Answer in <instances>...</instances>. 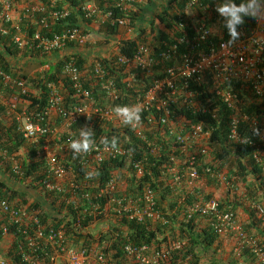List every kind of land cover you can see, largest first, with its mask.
Here are the masks:
<instances>
[{
  "label": "built area",
  "instance_id": "built-area-1",
  "mask_svg": "<svg viewBox=\"0 0 264 264\" xmlns=\"http://www.w3.org/2000/svg\"><path fill=\"white\" fill-rule=\"evenodd\" d=\"M99 1L105 0H89L82 5L81 9L87 20H94L96 17L110 29L117 28L119 31L125 29L128 33L127 38L122 35L121 40H134L141 35V32H137L132 26L134 19L131 12L139 11L147 0H115L112 7L104 10L99 8L97 4ZM0 7L2 20L12 24V28L15 29L12 39L14 45L20 50L29 46L37 50L39 55L48 58L68 50L72 52V48L84 49L90 41L87 31L92 25L85 30L80 27H67L49 37L42 35V31L50 28V24L69 17L68 10L57 9L54 4L48 8L38 3L25 9V16L41 15L40 26L33 37H29L27 33L13 25L10 16L12 2L0 0ZM197 8L206 19H210V13L217 7L211 4L203 5L200 0H189L180 11L178 10L177 21L172 31L167 30L166 26L156 20L154 27L168 36L167 40L156 41L159 45L157 50L152 48L156 34L147 29L145 35H142L143 43L139 44L136 53L132 56L127 57L116 53L114 56L101 57L105 60L114 58L116 62L112 67L101 63L100 60L93 64L91 73L96 81L100 82L98 87H101L105 94L104 103H96L90 92L83 88L86 73L72 62L64 63L62 73L72 83L73 88L84 96L85 102L82 105L66 111L62 107L57 89L52 87L51 106L44 115L34 117V114H29L27 111L20 112L18 109L20 97L28 93L27 85L24 80L6 72L1 64L0 82L4 88L11 89L13 92L6 101H3V94H0V103L5 106L6 117L16 123V131L27 143L36 146L37 157L45 163L49 177L40 183L43 193L70 192L74 195L78 184H76L73 170L50 147V137L57 134L56 128L52 129L48 122L50 111L53 110L61 118V126L68 132L81 116L113 126L125 124L124 117L118 116L113 111L116 108L113 104L119 99L120 90L112 75V68L125 67L122 71L123 83L128 89L133 90L135 97L134 104L129 108L137 109L139 112V119L128 125L144 142H148L146 132H153L160 126L166 127L171 138L178 145L179 156H171L170 168L167 171L171 174L172 184L177 186L181 195L185 196V200H191L190 203L177 201V205L183 208L186 220L194 217L204 219L205 224L218 237H230L234 241L238 257L243 251L248 250L258 264H264V248L239 223L236 212L231 208H222L217 198L208 197L199 191V182L202 177L199 167L204 159L210 156L211 131L206 129L202 122L187 121L186 117L177 116L176 112L185 108L191 111L192 115L213 113L206 104L196 100L197 93L191 88L193 84H202L212 98L231 112L229 141L254 148L256 152L253 157L258 164L262 165L260 151L264 150V126L246 115L239 93L249 92L259 103L264 102V22L261 24V21L257 19L256 28L249 34L238 37L232 43H229L230 39H226L211 45L205 53L193 51L182 53L179 50L181 45L208 41L214 36L211 28L199 22L187 21L188 17L195 16L194 11ZM95 22L97 20L93 23ZM112 43L118 47L120 45V41L116 39H113ZM45 66V69L50 68L49 65ZM138 85L141 89L137 88ZM236 85H241V89L236 90ZM254 130H258L260 134H254ZM55 140L57 150L61 153L73 154L70 145L74 140L80 139H76L70 133L67 137L59 136ZM41 141L43 144L37 147ZM1 145L0 133V157L11 163L12 172L16 176L22 177L23 171L20 165L14 156H9L7 151L3 150ZM73 155L80 158L79 161L84 167L119 159L128 163L127 168L124 169L127 174L139 178L147 173L146 164L141 160L135 161L131 149L123 146L113 148L111 145L92 142L86 151ZM203 173L216 182L230 186L229 178L224 173L211 168L210 165H205ZM69 178L70 180L67 181ZM119 187L120 178L114 175L104 188L97 189L99 197L103 194L110 195L103 209L95 206L88 212L87 209L81 210L80 206L74 205L78 223L84 220L85 215L103 217V219L95 217L89 227L107 217L114 219L115 223L122 220L137 223L151 220L163 226L170 223L168 215L158 208L157 192L151 185L144 184L141 193L133 196L115 194ZM253 209L258 219L264 224V206L256 203ZM0 215L15 228V235L21 233L26 236L28 247L31 249L29 254H22V261L26 264H37L34 253L38 249L41 251L44 249L41 244L50 248L48 255L50 264L58 259L62 264H119L111 252L106 250L109 245L93 244L91 247H74L68 242L64 225L57 228L45 225L36 211L26 207H15L8 200L0 198ZM109 231L110 228L106 234ZM3 234L5 237L11 235L8 227L3 228ZM159 241V243L144 245L124 243L122 250L125 257L121 260V264H194L195 258L189 254L186 238L181 239L169 233L166 234L164 241L162 238ZM187 252L184 259H177V256ZM0 264H7L6 260L0 258Z\"/></svg>",
  "mask_w": 264,
  "mask_h": 264
},
{
  "label": "trees",
  "instance_id": "trees-1",
  "mask_svg": "<svg viewBox=\"0 0 264 264\" xmlns=\"http://www.w3.org/2000/svg\"><path fill=\"white\" fill-rule=\"evenodd\" d=\"M10 2L20 0H9ZM89 0H38L39 4L45 7H52L53 4L57 9H66L69 11V17L64 20H60L55 24H50V28L42 31V35L49 37L52 34L60 33L67 27H80L84 30L93 24L97 20V23L102 24L96 17L94 20H87L82 11V5L87 3ZM189 0H147L146 4L140 8L137 12H131L133 16V28L141 35L134 40H124L119 46L118 53L123 56L130 57L136 53L139 44L143 43L142 35H145L147 29H150L156 34L152 48L157 50L159 45L156 41L167 40L168 36L154 27L156 20L160 21L167 30L172 31L177 21L178 10L188 3ZM203 5L211 4L212 6L218 7L230 2V0H200ZM115 0L99 1L98 5L101 9H107L113 6ZM237 6L240 3L247 5L248 0H235ZM38 4V3H36ZM34 4V5H36ZM32 5V6H34ZM29 6V7H32ZM251 13L257 11V9H248ZM210 19H206L203 13L197 8L194 11L193 17H188L187 21L199 22L208 28L214 30V36L211 40L200 41L192 45H181L179 48L180 52H207L211 45L218 44L221 40L230 39V36L225 28L226 21L221 18L216 11H212ZM41 15H26L18 26L20 30L27 33L29 37H33L34 33L40 26ZM258 13L255 16H248L244 18V23L238 27L239 37L249 34L257 26ZM5 25V21H3ZM7 26V25H6ZM216 26V27H215ZM149 27V28H147ZM217 29V30H216ZM117 28L111 30V36L117 35ZM192 33V32H191ZM15 34L14 28H9L8 35H0V42L5 45V52L12 58H17L19 55L23 59H30L31 61H38L41 68H44L36 74H18L13 73L9 63L0 56V64L4 70L10 73L13 77L22 79L25 81L28 93L20 97V102H26L28 104L27 112L29 114L44 115V113L51 106V88L57 89L59 96L61 97L62 107L66 111H71L75 106H80L85 102L84 96L77 92L69 79L63 75L62 67L66 62H72L77 67L85 72L86 81L84 83V89L90 92L93 100L98 103H104L103 98L105 94L102 92V88L96 78L91 73L90 65L87 57L82 51H78L72 48V53L69 56L63 55V59H58L57 62L45 69L44 60L46 57L39 55L38 51L29 48L20 50L13 43V36ZM119 35V33H118ZM60 53H57L59 55ZM62 55V54H61ZM112 59V58H111ZM43 60V61H42ZM101 63L114 65L116 60L100 59ZM118 66V65H116ZM125 67H119L118 69L112 68V75L116 79L117 88L120 90L119 99L113 104L114 106L120 107H131L134 104V92L132 89H128L126 84L123 83L124 76L122 71ZM98 87V88H97ZM136 87V86H135ZM139 89L140 85H138ZM191 88L197 93L196 100L203 104H206L209 110L213 111L212 114L208 115H192L191 111L183 108L178 110L177 116L186 117L187 121L190 120L194 123L202 122L206 129L211 131V146L221 147L222 152L217 153L214 150H210V156L213 157L210 162V167L222 171L227 165H234V175L245 180V178L252 176L258 184L257 191L264 192V150L260 151L262 158V165L258 164L253 155L256 152L254 148L248 145L235 144L229 141L228 135L230 131L231 112L226 109L219 101L212 98L206 87L202 84H193ZM236 90L241 89V85L235 86ZM13 90L4 88L0 82V94L11 95ZM239 98L242 102V108L251 119H254L258 123L264 126V102L259 103L255 97L246 92L244 94L239 93ZM53 110L50 111L49 125L52 129L57 128L61 123V118L55 113L53 117ZM145 116V115H144ZM143 116V120H144ZM6 109L3 104H0V133L2 137V148L6 150L9 156H13L23 149L27 151L26 158L22 159L20 164L22 166L23 176H16L10 169L11 163L4 161L0 157V164L5 162L7 168L4 172L0 171V198L8 200L15 207H19L17 199H23V195L12 189L10 185L16 180L23 184V186L29 187V189H39L40 183L43 179L49 177L48 170L44 164V161L37 157L36 147L29 145L22 136L16 131V123L11 122L10 125H5L6 120ZM144 122V121H143ZM144 126V125H143ZM245 127V126H243ZM81 128L92 130V142L103 143L105 145H111L113 139L116 141V146H123L131 149L134 155V159L141 160L146 164L147 173L137 178L136 176H126L124 169L127 168V162L124 160H110L103 164L91 165L84 167L81 165L78 157L68 153L65 161L68 163L74 172L76 189L74 195L70 192L63 194L47 193L45 194L47 203L49 205H42L37 203L28 207L32 211H37L40 215L43 224L53 226L64 225L65 231L68 234L69 243L74 247H91L94 244L91 236L86 232V228L91 225L95 217L97 219H103L98 216H86L80 223L77 221V213L75 212L74 205L80 206V209H87L88 212L92 211L95 206H100L102 209L105 207L109 194H103L101 197L97 196V189L104 188L109 180L114 175H118L120 178V187L115 194L119 196H133L141 193L143 185H151L157 192V203L158 208L165 214L170 221L168 225H160V223H154L151 220H147L144 223H137L135 221L122 220L113 224L110 227V231L106 235H101L98 239L99 245H109L107 251H110L112 256L119 261L124 259V253L122 246L124 243L129 242L133 245H144L159 243V239L163 241L166 239V234H172L178 238H186L188 241L189 254H192L197 264L202 263L204 254L209 252L210 249H217L216 242L218 236L211 231L209 227L198 229L200 224L204 223V219L194 217L191 220H186L183 215V208L177 204L179 200L186 201L185 196H182L177 186L172 184L171 174L167 171L170 168L171 156H179L178 145L171 138L166 127L160 126L153 132H146L145 136L148 142L142 141L138 138L135 132L131 129L130 125L122 124L120 126H113L111 124L101 123L97 120L87 119L86 117H79L76 122L71 126L69 132L65 131L63 137H67L70 133L74 135L76 139H81ZM145 128V127H144ZM43 141H41L42 143ZM107 142V143H105ZM43 144V143H42ZM41 144V145H42ZM9 164V165H8ZM5 165V166H6ZM204 165V166H203ZM205 163H201L199 171L201 172V180L206 185H210L216 180L212 179L208 175H204L203 170ZM1 166V165H0ZM3 168V167H2ZM1 169V168H0ZM10 172V173H9ZM9 174V175H7ZM122 177V178H121ZM123 179V182L121 181ZM200 180V181H201ZM214 181V182H213ZM200 183V182H199ZM255 183V184H256ZM206 187V186H205ZM199 191H202L201 188ZM41 193V192H40ZM230 193V192H229ZM228 193V194H229ZM21 195V196H20ZM74 196V197H73ZM211 197V196H208ZM236 195L232 198L233 201L228 199H218L222 208H231L236 211L234 203L237 202ZM248 201L252 204L258 203L256 200V193L251 191L247 197ZM190 203L191 200H187ZM46 203V202H45ZM29 209V210H30ZM247 213L250 219V223L246 231L252 234L264 248V224L258 221L256 217V211L247 206ZM53 214V215H51ZM67 219H70L67 221ZM197 220V221H196ZM8 227L10 237L13 241L11 242L6 256L8 257L9 264H26L22 261V254H29L31 249L28 247L26 236L21 233H16L15 228L9 225L5 218L0 215V244L4 241L3 228ZM252 230V231H251ZM255 231V233L253 232ZM113 236H109V235ZM230 238V237H229ZM234 242V241H233ZM221 246V245H219ZM44 248L42 251L38 249L34 253L37 264H50L48 255L50 248H46L45 245L41 244ZM216 251V250H215ZM188 252L177 256V259H184ZM217 259L220 257H216ZM254 256L248 250L242 252L239 259L254 260ZM209 264H236L233 258H229V261L213 260L208 262Z\"/></svg>",
  "mask_w": 264,
  "mask_h": 264
},
{
  "label": "crops",
  "instance_id": "crops-1",
  "mask_svg": "<svg viewBox=\"0 0 264 264\" xmlns=\"http://www.w3.org/2000/svg\"><path fill=\"white\" fill-rule=\"evenodd\" d=\"M36 3H39L38 0H20V1H15L13 2V8L10 12V16H11V19H12V23L13 25L15 26H19L22 22V20L25 18V9L28 8L29 6H32ZM0 14H1V7H0ZM262 14V17L264 19V12L261 13ZM259 15V13H258ZM261 18V17H260ZM261 20V23H262V18L260 19ZM264 22V20H263ZM3 20L0 16V35H2L3 37L4 36H7L8 35V30L9 28L12 27V24L10 23H6L5 22V25L3 24ZM7 25V26H6ZM92 27H93V24L92 26L89 28V31L92 30ZM7 32V33H5ZM117 37H120V36H117ZM5 45H3L2 42H0V56L5 59L6 62L9 63L10 67L12 68L13 70V73H18V74H34V71H29L30 69V65L31 64H35V63H38V61H34V60H30V59H23V57L21 55H19L17 58H12L10 56H8L5 52ZM68 51H65L63 52V54H54L48 58H46L44 60V63L45 65H49V66H53V64L55 62H57V60L60 58V59H63V55L66 54V56H69L70 52ZM84 55L87 57L88 59V63L93 59V58H100V57H108V56H111L112 55V49H104L102 52H101V48H94L93 49V52H84ZM116 53V52H115ZM114 54V53H113ZM43 61V60H42ZM44 68H41V70H43ZM1 104V103H0ZM21 107H24L25 109L28 108V104L26 102L24 103H20ZM53 117L55 115V113L53 112ZM26 154H27V151L25 149H23L22 151H20L19 153L15 154L17 156V160L21 162L22 159H25L26 158ZM14 156V157H16ZM9 162V161H7ZM5 162H2V164H0V171L4 172V170L7 168V165L4 164ZM10 163V162H9ZM6 165V166H5ZM9 165V164H8ZM3 167V168H2ZM10 169L12 170V165H9ZM225 172V171H224ZM234 171H231L229 173H225V175L229 178L230 180V186H226L224 185L223 183H219V182H214L210 185H206L205 187V182H203L202 180L200 181L199 183V187L201 188V192L206 194L207 196H211V197H214V198H218V199H230L231 201L232 198L234 197V195H236L235 199L237 198V202H232L234 203L233 205L235 206L236 208V215H237V218H238V221L239 223L243 226V228L246 230L249 223H250V219L248 217V213H247V206L253 208V205L256 204H252L250 201H248L247 199V196L245 195H241V196H244V198H238V196H240V193L238 195V192H237V189H238V185H240L241 183H239V179H241L240 177H236L234 175ZM10 173V172H9ZM9 175V174H7ZM242 182L244 181V179H241ZM252 183L258 187V184L256 183L255 179H253ZM256 183V184H255ZM244 184V183H243ZM246 186H248L249 184H251V181L248 179L247 182H245ZM12 187V189H14L15 191H17L19 194L23 195V199H20L18 198L16 201H17V204L19 205V207H26L28 208L29 206L32 207V205L34 204H37V203H42V205L44 206L45 205H49L47 203V199L45 196H43L41 193H40V190L37 188V189H34V190H31L29 188H25L23 186V184H21L20 182H14L12 183V185H10ZM242 191V189H240ZM40 197L42 196V198H38L37 200L30 195V193L34 192ZM230 192V193H229ZM229 193V194H228ZM20 195V196H21ZM41 199V201H39ZM264 201V200H263ZM46 202V203H45ZM262 202H258L257 204H261ZM264 206V202L263 204H261ZM30 209V208H29ZM31 210V209H30ZM256 217H257V214H256ZM257 220L260 221V219H258L257 217ZM262 222V221H261ZM208 227L207 224H200L199 228L198 229H202V228H206L205 227ZM252 231V230H251ZM255 233V231H253ZM4 240L8 241V243L13 241L12 237L10 236H7L4 238ZM5 242V241H3ZM2 242V243H3ZM231 242H233V240L229 237H218V241L216 242V246H219L221 245L222 247V251H225V250H231L230 252H232L233 248H232V244ZM10 246V245H9ZM9 246L7 248H9ZM229 258H233L236 259L237 258V255H236V251L234 250L233 254H230L228 255ZM236 257V258H235ZM255 259V258H253ZM242 262H246L249 264H256V260H249V259H242ZM52 264H62L61 260H57L56 262L52 263ZM258 264V263H257Z\"/></svg>",
  "mask_w": 264,
  "mask_h": 264
},
{
  "label": "rangeland",
  "instance_id": "rangeland-1",
  "mask_svg": "<svg viewBox=\"0 0 264 264\" xmlns=\"http://www.w3.org/2000/svg\"><path fill=\"white\" fill-rule=\"evenodd\" d=\"M260 17L262 18V23L261 24H263V20L264 19L262 17V14L259 12V15H258L259 21H261ZM213 31L215 32V28H214ZM110 33H111V30L107 29L106 24H100V23H97V22L93 23L92 30L88 31V35L90 37V41H89L88 45L82 50L84 52L85 51L86 52H93L94 48H98L99 47V48H101V52H102L104 49H112V56H114L115 52L117 53L119 49L117 48L118 46H116V45H114L112 43V40L114 39V37H111ZM117 33H119L121 36L124 35V38H127L128 33H127V31L125 29H120V31H117ZM120 39H123V38L121 37ZM98 59H100V58H95L94 61H96ZM29 67H30L29 71H34V74H36L35 72H37V71L38 72L41 71V66L38 65V64H31ZM2 98H3V101L4 100L6 101V100L9 99V95H7V94L6 95H2ZM18 107H19L18 109H19L20 112H24V110H26L24 107H21V105H19ZM11 122H12L11 118H6L5 125L8 126V125L11 124ZM56 130H57V134L55 136L50 137V139H49L50 147H51L52 151L57 153V155H59L61 158H64L66 153H61L59 150L56 149V144H55L56 140H55V138L59 137V136H63L64 133H65V129L61 126V123H60V125L57 126ZM221 149L222 148L218 147V146H216V147L211 146V150H214L217 153L222 152ZM212 158L213 157H211V156L205 158L204 159V163L207 164V165H210V162H211ZM233 166L234 165H232V164L227 165L225 167V169L222 170V171L220 170V172L225 174V173H229L231 171H234ZM125 175H128V174L125 173ZM241 179H239V183H241V184L238 185V189H237L238 195L240 193V196H238V198H244V196H241L242 194L248 197L250 192L254 191V189H255V193H256V200L255 201L262 202L261 204H263V202H264L263 201L264 200V192H262V191L260 192V191L256 190V188H258V187H256L252 183L254 178L252 176H249V177L245 178V180L243 182H242ZM248 179L251 181V184L246 186L245 182H247ZM69 180H70V178L67 181H69ZM121 181L123 182V179H121ZM16 182H18V180H16ZM205 186H206V184H205ZM24 187L26 189L29 188V187H27L25 185H24ZM240 189H242V191ZM40 192H41V194L43 196H45V194L43 193L42 190H40ZM30 195L33 196L36 200L38 198H42L43 199V197L42 196L39 197L35 193V191L30 193ZM39 201H41V199ZM51 215H53V214H51ZM154 223H157V222H154ZM113 224H116L114 219H111V218L107 217L103 221L94 223L91 227H89L86 230V232L91 236V239H92V241H94V244H98V239H99L100 235H105L107 233V231L109 230V228L111 227V225H113ZM4 241L5 242L0 244V258L6 260V263L9 264L8 257L6 256V254H7V250H8L7 247L10 245V242L8 243V241H6V240H4ZM231 244H232V248L234 247L232 252H230L231 250L222 251V247L221 246H218L217 249H215L216 248L215 247L214 250L210 249L209 252H207V253H205L203 255L204 258H202V260H201L202 263L201 264H209L208 262L213 261V260L229 261V256L228 255L233 254L234 250L235 251L237 250L236 244L234 242H231ZM105 246H106V244H105ZM216 257H220V258L217 259ZM234 260H235L236 264H249V262L248 263L242 262V259H239L238 256ZM193 263L197 264L195 261H193Z\"/></svg>",
  "mask_w": 264,
  "mask_h": 264
},
{
  "label": "clouds",
  "instance_id": "clouds-1",
  "mask_svg": "<svg viewBox=\"0 0 264 264\" xmlns=\"http://www.w3.org/2000/svg\"><path fill=\"white\" fill-rule=\"evenodd\" d=\"M264 0H248V3L247 5H245L244 3H240L239 6H237V4L235 3V0H230L229 3L227 4H224V5H221V6H218L215 11L216 13L221 17L223 18L226 23H225V28L227 29V32L230 36V41L229 43H232L234 41H236L239 37V32H238V27L240 25H242L244 23V18L245 17H248V16H255L257 15V13L259 12H264ZM248 9H257V11H253V12H249ZM107 26V25H106ZM107 29L109 30H112L110 29L108 26H107ZM117 31H119V29H117ZM88 33V31H87ZM117 33V32H116ZM117 36H121L120 34L116 36H111V37H114V39H116L117 41H120V45L122 43V41L124 40H121L120 37H117ZM119 45V46H120ZM119 49V47H118ZM78 50V51H83L82 49H75V51ZM119 51V50H118ZM118 53V52H117ZM116 54V53H115ZM96 58V57H95ZM93 58L90 62H89V65H90V70L92 69L93 67V64L96 62V61H99L101 59H98L96 61H94ZM21 103V102H20ZM19 103V105H20ZM19 108V107H18ZM24 111H27L24 110ZM113 111L118 115V116H123L124 117V123L125 124H129V123H132L133 121L135 120H138L139 119V112L137 109H133V108H129V107H120V106H117L116 108L113 109ZM50 121V119H49ZM13 122V121H12ZM254 134L256 135H259V131L258 130H254ZM92 130L91 129H86V128H81V139L80 140H74L71 145H70V148L73 152V154L75 153H78V152H81V151H86L89 147V145L92 143ZM23 138V137H22ZM43 143V142H42ZM41 142L37 145L38 146H41L42 144ZM107 143V142H105ZM29 144V143H28ZM32 146V144H29ZM36 147V146H34ZM111 147L115 148L116 147V141L115 139H113L112 143H111ZM68 152L66 153L65 157L62 158L63 161L65 163H70V161H65V158L67 156ZM13 156H16V155H13ZM59 156V155H58ZM60 157V156H59ZM61 158V157H60ZM14 159L18 162V164L20 165L21 169H22V166L21 164L19 163L20 161L17 160V156L14 157ZM45 164V163H44ZM69 165V164H68ZM70 166V165H69ZM72 168V167H71ZM73 170V169H72ZM124 172V171H123ZM74 173V172H73ZM126 172H124L125 174ZM127 176V175H126ZM128 176H132L131 174L128 173ZM122 178V177H121ZM37 212V211H36ZM117 224V223H116ZM161 225V224H160Z\"/></svg>",
  "mask_w": 264,
  "mask_h": 264
}]
</instances>
